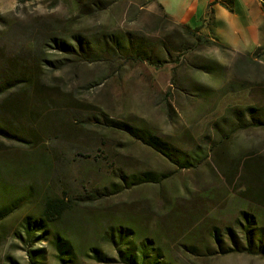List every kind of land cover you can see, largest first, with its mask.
<instances>
[{
	"label": "rangeland",
	"instance_id": "374dc122",
	"mask_svg": "<svg viewBox=\"0 0 264 264\" xmlns=\"http://www.w3.org/2000/svg\"><path fill=\"white\" fill-rule=\"evenodd\" d=\"M103 1L102 14L81 17L72 0H31L23 4L19 0H0V50L8 54H21L36 32L45 29L64 33L69 40L78 36L98 40L103 33L109 36L120 33L138 37L146 44L140 47L141 57L133 52L123 58L115 54L113 58L109 56L110 60L105 56L102 64L53 70L56 78L52 81L68 87L76 101H80L71 114L77 130L68 131L60 126L58 133L66 143L63 150L46 147L47 151L54 152L53 191L59 195L88 192L90 188L85 183L101 185L104 177L113 174L118 166L130 172L165 171L171 178L161 185L138 187L100 200L93 206H77L55 222L54 230L45 228L31 240L26 239L22 226L29 216L39 218L40 201L20 209L0 222V264H35L34 261L37 264H123L99 262L90 250L91 247L101 249L106 257L117 259L102 232L106 224L119 219L132 223L157 241L162 250L161 261L264 264L261 256L223 255L211 246L206 253L191 247L201 246L206 239L203 226L237 227L244 210L260 218L257 226L264 225V207L242 200L238 193L245 184L239 166L247 161L261 163L262 174L256 186L264 189V129L226 135L221 149L213 146L204 165L179 170L123 134L79 127L91 115L100 114L116 121L146 123L159 136L176 142L185 151L202 143L200 138L208 134H212L213 144L218 139L212 133L213 122L229 108L263 104L259 91H264V51L250 60L245 53L224 50L215 44L189 46L193 49L185 51L176 38L174 26L164 20L166 11L160 9L157 1ZM181 6L180 0H170L168 12L179 15ZM199 18L194 26L203 23V16ZM51 53L52 59L59 57L55 51ZM231 82L236 83L237 89L235 86L231 92L222 94ZM241 87L245 90H240ZM84 134L90 142H80ZM93 137L101 138L98 143L106 146L94 145ZM12 151L17 156L30 155L23 149ZM236 230L241 238L240 229ZM54 232L77 239L78 255L73 262L57 258Z\"/></svg>",
	"mask_w": 264,
	"mask_h": 264
},
{
	"label": "trees",
	"instance_id": "16d2710c",
	"mask_svg": "<svg viewBox=\"0 0 264 264\" xmlns=\"http://www.w3.org/2000/svg\"><path fill=\"white\" fill-rule=\"evenodd\" d=\"M28 1L31 0H19V3ZM72 1L79 8L81 17L90 16L92 13L102 14L105 10L103 0ZM160 9L164 10L162 5ZM163 18L174 26L176 38L185 51L198 46L208 47L210 44L229 50L218 40L202 34L199 29L174 23L166 12ZM145 45L138 37L134 39L120 33H113L110 36L103 33L98 40L81 36L69 40L64 33L45 29L36 32L29 46L22 50L21 54H8L0 50V222L7 220L20 209L40 201L42 209L39 218L33 219L29 216L25 218L22 226L26 239L31 240L45 228L54 230L55 222L77 206H93L100 200L121 195L138 187L157 186L170 180L171 175L165 171L146 169L130 172L118 166L113 174L104 177L105 181H102L101 185L85 183V186L90 188L88 192L59 195L53 191L54 152L47 151L46 147L63 150L65 142L58 133L60 126L63 125L68 131L77 130L78 126L71 119V114L76 111L80 101H76L77 98L67 89L68 87H62L52 81L54 77L52 74L54 71L68 68L105 63V56L106 60H110L109 56L115 57V54L121 58L130 56L132 52L140 56L142 52L140 47ZM52 50L59 55L57 59H52ZM262 51L264 48H259L255 53H245L244 56L249 60L254 59L259 57ZM235 86L237 89L236 83L231 82L222 90V94L231 92ZM240 90H245V87H241ZM259 94L264 101V91H259ZM79 127L123 134L163 158L170 166L179 170H193L204 165L205 158L210 156L213 146L216 150L221 149L226 135L264 129V102L229 108L223 117L213 122L212 133L218 139L212 144L210 142L212 134H208L210 137L202 136L200 138L202 143L189 151H185L170 139L162 138L146 123L138 121H116L98 114L91 115L85 125L79 124ZM84 136L85 134L80 136V142H90V138ZM100 140L102 139L93 137L92 143L96 146L99 144L106 146L103 142L98 143ZM73 147L76 148L78 145L68 148ZM16 148L26 150L30 155L17 156L12 151ZM57 168L60 172V166ZM240 168L244 175L241 180L245 182L244 188L238 191L241 199L264 207V189L256 186L262 174L261 163L247 161L241 164ZM258 220L260 221L259 217L244 210L236 222L238 228L223 229L215 225H205L203 230L207 236L202 247L200 245L191 247L203 249L207 253L211 246L218 248L223 255L248 254L264 258V225L257 226ZM236 229H240L241 238ZM53 234L57 258L62 262H73L72 259L78 255L75 248L77 239L70 235L63 236L58 232ZM102 237L107 245L115 250L117 259L106 257L101 249L91 247L90 250L95 253L93 258L99 262L173 264L171 261H161L162 250L157 241L122 219L106 224ZM30 260L34 261V258L30 256ZM34 263L37 264L36 261Z\"/></svg>",
	"mask_w": 264,
	"mask_h": 264
},
{
	"label": "crops",
	"instance_id": "0c3cea01",
	"mask_svg": "<svg viewBox=\"0 0 264 264\" xmlns=\"http://www.w3.org/2000/svg\"><path fill=\"white\" fill-rule=\"evenodd\" d=\"M157 1L176 23L199 29L229 50L255 53L264 48L263 0H180L181 14L168 12L170 0ZM200 15L203 16L200 26Z\"/></svg>",
	"mask_w": 264,
	"mask_h": 264
}]
</instances>
